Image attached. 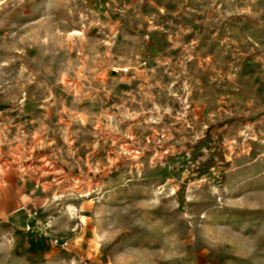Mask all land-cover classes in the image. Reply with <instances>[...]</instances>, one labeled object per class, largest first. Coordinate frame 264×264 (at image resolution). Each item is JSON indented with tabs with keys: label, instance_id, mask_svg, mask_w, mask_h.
I'll return each instance as SVG.
<instances>
[{
	"label": "rangeland",
	"instance_id": "obj_1",
	"mask_svg": "<svg viewBox=\"0 0 264 264\" xmlns=\"http://www.w3.org/2000/svg\"><path fill=\"white\" fill-rule=\"evenodd\" d=\"M0 264H264V0H0Z\"/></svg>",
	"mask_w": 264,
	"mask_h": 264
}]
</instances>
